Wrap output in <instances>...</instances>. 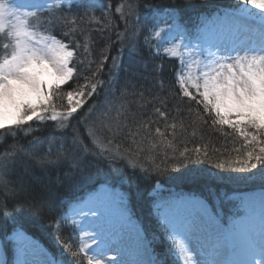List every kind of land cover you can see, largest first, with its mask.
Masks as SVG:
<instances>
[{
	"label": "snow or ice",
	"instance_id": "snow-or-ice-1",
	"mask_svg": "<svg viewBox=\"0 0 264 264\" xmlns=\"http://www.w3.org/2000/svg\"><path fill=\"white\" fill-rule=\"evenodd\" d=\"M184 3L191 6L194 0H184ZM236 4L235 9L223 14L204 17L193 31H188L179 23L178 9L169 8L164 13L167 17L164 20L165 26L156 31L155 35L160 37L164 32L173 34L178 43L165 51L174 59L181 55L179 48L192 49L190 56L208 51L205 57L209 61L205 65L207 71L199 76L174 75L173 83H176L179 96L191 100L200 109L196 116L202 130L229 128L242 138L247 151L242 153V158H217L214 162L208 151L202 152L199 147L191 150L185 147L177 156H165L161 160L164 166L154 163L147 168L139 164L136 157H125V167L139 173L138 179L159 180L170 171L203 163L215 170L208 175L212 187L238 177L254 179L256 171L260 172V180L264 182V55L252 54L256 46L264 51V0H236ZM39 7L27 0H0V33L11 37L0 54V130H8V134L15 139L16 134L11 132L12 128L20 130L19 135H29L32 134L30 122H54L62 135L71 133L73 154L71 159L60 154L56 160L39 161L42 166L48 167L68 164L67 173L48 182L40 177L25 180L21 176L12 179L17 160L23 158L22 149H17L11 156L5 153L0 159V184L8 189V195L0 199V217L4 220L0 228L7 229L0 238V253L10 243L15 250L13 264H36L29 257L40 253L41 249L25 230L22 212L27 210L32 215H39L44 209L57 211L60 201L55 189L80 174V179H94L99 185L86 199L75 202L71 210L73 216L80 218L81 231L87 222L89 232L85 239L93 241L95 247L102 245L104 249L101 255L105 259L90 260L88 264H167L163 258L167 252L159 254L161 258L158 259L153 241L133 221L128 209L130 194L117 190L107 180L99 178L101 165L119 172L120 169H113L112 165L124 157V153L103 146V142L97 147L93 141L98 140L99 129L83 134L87 143L77 135L79 110L103 88V82L96 75L81 76L79 73H101L109 59L108 50L101 53L102 59L95 62V68L90 67L87 61L82 68H74L70 64L73 58L70 49L75 47V41L68 45L55 35L42 36L32 30L37 25L43 27L48 23L47 20L41 23L37 12ZM58 10L62 11L63 7ZM253 13L260 18L258 31L244 23L246 17ZM155 15L159 17L160 13ZM167 20H171V23ZM136 36L133 30L125 38L135 40ZM118 59L119 56L112 58V69L117 67ZM159 75L162 77V71ZM80 80L85 83H80ZM66 84H75V87L64 92L62 86ZM157 87L161 86L158 84ZM54 96L57 99L66 96L67 103L63 111H58V106L53 103ZM84 119L86 121L88 117ZM74 120L76 124H73ZM26 126L30 129L27 133L23 131ZM119 130L123 135L124 129ZM115 135L116 132H113ZM38 142L36 140L32 143ZM223 155L227 156L228 153ZM165 161L171 163V168ZM91 168L96 169V176H84L83 173ZM192 179L196 181L199 177ZM159 186L156 185L157 188ZM233 198L239 200V206L226 223L221 212L214 211L213 205L197 195L156 198L153 208L158 222L166 226L174 236L181 238L178 251L189 256L190 264H264V190L258 198L235 193ZM9 202H13L12 208H9ZM60 219L67 220L68 214ZM90 219L97 223L90 224ZM71 226L76 227V221ZM57 231L60 229L57 228ZM124 231L131 233L134 239L135 257L132 259L125 258L122 248ZM61 243L71 257L69 264H83L85 253L73 250L78 249V245L73 241L71 233ZM91 250L92 246H89L86 251ZM172 250L170 242L167 251ZM108 252L116 255L107 257ZM0 264L8 262L0 258ZM39 264L57 262L47 259Z\"/></svg>",
	"mask_w": 264,
	"mask_h": 264
},
{
	"label": "trees",
	"instance_id": "trees-1",
	"mask_svg": "<svg viewBox=\"0 0 264 264\" xmlns=\"http://www.w3.org/2000/svg\"><path fill=\"white\" fill-rule=\"evenodd\" d=\"M61 6L62 11L58 10ZM236 7V0H194L191 6H186L184 0H175L174 3L173 0H75L69 5L54 2L37 10L41 23L45 20L48 23L43 27L37 25L32 30L47 36L55 35L68 45L75 41L71 62L74 68H82L85 61L95 68V62L102 59L101 53L108 50L109 59L101 73H79L81 76L96 75L103 82V88L79 110L80 125L77 126V135L87 143V138L83 136L85 132H89L87 129H99L97 137L106 146L124 153V157L112 165L113 169L120 171L114 172L107 165H101L99 178L107 180L117 190L130 194L128 209L132 219L142 227L147 238L153 241L158 259L161 258L159 254L167 252L163 257L167 264L180 262L176 260L172 243L173 250L167 251L171 232L158 222L153 208L154 199H166L180 194L197 195L213 205L214 211L221 212L226 223L239 206V200L233 198L234 193L246 195L264 189L259 171H256L254 179L238 177L212 187L208 175L215 170L203 163L170 171L159 180L148 181L138 179L139 173L125 167V157H136L138 163L147 168L154 163L161 164L165 156H177L185 147L190 150L199 147L202 152L208 151L214 162L217 158H242V153L247 151L242 138L229 128L201 129L196 116L200 109L191 100L179 96L176 83H173L174 75L186 73L187 62L181 57L174 59L165 51L169 48L165 34L160 37L155 35L167 18L164 13L169 8L178 9L179 23L188 31H193L204 17H214L223 10ZM157 12L160 13L159 17L155 15ZM133 30L137 33L136 39H126L125 35L130 36ZM10 41L11 37L0 33V54L3 46ZM117 56V67L112 69V58ZM161 71L162 77L159 75ZM79 82L85 83L84 80ZM158 84L161 87L158 88ZM73 87L75 84H66L62 86V91L66 92ZM65 100L66 96L62 99L53 97L58 111L64 110ZM92 108L95 111H88ZM85 116L88 117L86 121ZM73 124H76L75 120ZM30 127L32 134L29 135H19L20 130L12 128L11 132L16 134L15 139L8 134V130H0V154H5L7 149L18 145L30 150L32 154L30 157L23 155L16 162L12 179L21 176L25 180L40 177L48 182L63 176L69 171L67 163L59 167H48L42 166L39 161L56 160L60 154L71 159V133L62 135L59 130H50L48 127L41 129L36 122H30ZM119 128L124 129L123 135ZM113 132H116L115 137ZM36 140L39 142L32 143ZM224 153L228 155L225 156ZM165 163L171 168V163ZM83 175L95 177L96 169L91 168ZM193 177L199 179L194 181ZM157 184L160 185L158 188ZM98 187L94 179H80V174H77L75 179L65 181L55 189L60 201L57 211L49 212L44 209L41 214L32 215L23 210L25 230L47 250L57 264H69L71 260L61 243L67 239L69 233L78 245V249L73 250L82 252L83 234L77 222L76 227L71 226L74 220L69 213L75 202L86 199ZM5 195H8V189L0 184V199ZM12 207L13 202H9V208ZM65 214H68V219L61 220ZM3 223V217H0V225ZM6 231V228H0V238ZM5 251L7 259L15 258L12 244H7ZM88 261L90 260L84 255L83 264H88Z\"/></svg>",
	"mask_w": 264,
	"mask_h": 264
},
{
	"label": "rangeland",
	"instance_id": "rangeland-1",
	"mask_svg": "<svg viewBox=\"0 0 264 264\" xmlns=\"http://www.w3.org/2000/svg\"><path fill=\"white\" fill-rule=\"evenodd\" d=\"M75 0H27V2L29 3H33V4H38L40 5L39 8H43V7H48L50 5H52L54 2L56 3H59V4H66V5H69L71 4V2H73ZM17 2H23V0H17ZM38 8V9H39ZM37 9V10H38ZM225 11H228L227 9L226 10H223L220 14H223ZM255 14V13H254ZM165 16V15H164ZM249 15L246 17L244 23L246 25H249ZM252 18V17H251ZM167 18H165L166 20ZM254 19V18H253ZM248 20V21H247ZM252 20V19H251ZM168 23H171L170 20H167ZM164 23L161 24L159 26V29L164 27ZM158 29V30H159ZM39 33V32H37ZM40 35L42 36H47L45 34H42V33H39ZM163 34H165V37L166 39L169 41V48L168 49H172L173 47H175L176 43H178V41H175L174 40V36L172 33H168V32H164ZM59 39V38H57ZM185 43H187V41H185ZM66 44V43H65ZM72 50V49H70ZM73 51V50H72ZM178 51L181 53L180 57L185 61L187 62V71L186 73L184 74V76H199L200 74H202V72L204 71H207L208 69L205 67V65L207 63H209V61L207 59H205V57H207L208 55V51L205 50L203 52L202 55H196V56H190V53L192 51V49H189V48H179ZM214 51V50H213ZM252 54H256V51ZM232 55H235V53H232ZM73 57H74V51H73ZM73 59V58H72ZM72 62V61H71ZM70 62V64H71ZM66 101V100H65ZM67 101L65 102V105H66ZM38 124L39 127H41V129H45L48 127V129L50 130H57V126L54 122H50V121H46L44 122L43 124L39 123V122H36ZM31 129V127H30ZM29 127H25L23 129L24 132H29L30 131ZM15 130H18L15 128ZM89 130V132H91L92 130L91 129H87ZM16 132V131H15ZM95 143L98 144V146L100 147L101 144L100 142H103L101 141V139L98 138L97 141H94ZM103 146H106L105 143L103 142ZM17 149H22L23 150V154L24 156L26 157H30V150H25L24 148H22V146H15L13 148H10V149H7L5 151V153H7L8 155H14L16 153V150ZM5 154H0V159L3 158ZM32 155V154H31ZM20 159H18L17 161H19ZM47 161V160H45ZM261 190L257 191V192H253L251 194H246V195H249V196H255V197H259V194H260ZM88 197V196H87ZM214 209V208H213ZM71 215V218L76 221L78 223V225L80 226V218L79 217H76V216H73L71 214V211L69 213ZM134 221V220H133ZM135 224L140 227L136 221H134ZM89 223L90 224H95L97 223L95 220H89ZM89 232V229L87 227V222L84 223V230L82 231V234H83V241H82V252L85 253V256L89 259V260H92L94 261L95 259L97 258H100V259H105V257L103 255H101V253H103V246L101 245L100 247H95L93 246V241L91 240H87L85 239V236L88 234ZM171 235V243L173 244L174 246V251H175V257H176V260L180 262V264H186L187 261L189 260V256L187 254H184V253H181L178 251L179 249V244H180V241H181V238L179 236H174V234H170ZM126 238L125 242L122 243V248H123V251H124V254H125V258L126 259H132L135 257V249H134V239H133V236L131 233L127 232V231H124V237L123 238ZM33 238V237H32ZM34 239V238H33ZM35 240V239H34ZM36 241V240H35ZM127 241V242H126ZM37 242V241H36ZM37 244L39 245V248L41 249V252L36 254L35 256H30L29 259L30 260H33L36 262V264H39L40 261H43V260H47V259H51V260H54L53 257H51L49 255V253L47 252V250L40 244L37 242ZM89 246H92V250L91 252H87V248ZM116 253L114 252H108L107 253V257H112V256H115ZM0 258H4L7 260V262H10V264H13L14 262V259L12 260H9L7 259V254H6V251L5 249L3 250L2 253H0Z\"/></svg>",
	"mask_w": 264,
	"mask_h": 264
},
{
	"label": "bare ground",
	"instance_id": "bare-ground-1",
	"mask_svg": "<svg viewBox=\"0 0 264 264\" xmlns=\"http://www.w3.org/2000/svg\"><path fill=\"white\" fill-rule=\"evenodd\" d=\"M249 20V21H248ZM247 21L249 22V25H247L250 29H252V30H255V31H258L259 30V28H260V18H259V16L258 15H256L255 17H254V19H248ZM256 53H257V55H264V51H261L260 49H259V47L258 46H256ZM256 55V54H255ZM126 238L127 237H125V238H123V240H122V243L123 242H125V240H126ZM127 242V241H126ZM187 264V263H186ZM188 264H190V262L188 263Z\"/></svg>",
	"mask_w": 264,
	"mask_h": 264
}]
</instances>
